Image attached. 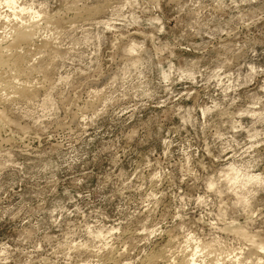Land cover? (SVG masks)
I'll list each match as a JSON object with an SVG mask.
<instances>
[{"label":"rangeland","instance_id":"obj_1","mask_svg":"<svg viewBox=\"0 0 264 264\" xmlns=\"http://www.w3.org/2000/svg\"><path fill=\"white\" fill-rule=\"evenodd\" d=\"M16 5L0 264H264V0Z\"/></svg>","mask_w":264,"mask_h":264},{"label":"bare ground","instance_id":"obj_2","mask_svg":"<svg viewBox=\"0 0 264 264\" xmlns=\"http://www.w3.org/2000/svg\"><path fill=\"white\" fill-rule=\"evenodd\" d=\"M17 1L18 0H3V3H4V5L6 6V7H8V8H10V10L12 9V13H13V15H15L16 16V18L18 17V19L20 18L21 20H19V21H15V22H13V24H12V28H10L11 30H12V37H11V39H10V41L6 44V45H4L3 46V48H0V52H2L3 50L2 49H7V50H9V51H11V52H14V53H16V50H17V48L21 45V44H23V43H25V44H29V43H31V41H32V37H33V35H34V32L35 31H33V29H34V27H35V25H36V22L34 21V19H33V15L31 14L32 12H30V11H28L29 9H27V8H25V6H18V5H16L17 4ZM27 7V6H26ZM30 12V13H29ZM34 13V12H33ZM2 14V13H1ZM4 15V14H3ZM11 15V14H10ZM12 15V16H13ZM1 17H2V15H1ZM5 18H6V15H5ZM13 18H15L14 16H13ZM58 19V18H57ZM13 20V19H12ZM15 20H17V19H15ZM35 20H36V18H35ZM53 20H54V18H53ZM22 21H24V25L22 24ZM38 21V20H37ZM58 21V20H57ZM8 22V21H7ZM51 22V21H50ZM4 23V22H3ZM54 23V25H56L57 23L56 22H53ZM53 23H52V26H53ZM56 23V24H55ZM7 25V24H6ZM49 26V25H48ZM58 26V25H57ZM56 26V27H57ZM52 28V27H51ZM53 28H55V27H53ZM4 31V30H3ZM10 31V30H9ZM8 31V32H9ZM53 31H55L54 29H53ZM5 32V31H4ZM6 33V32H5ZM4 33V34H5ZM10 33V32H9ZM48 34V33H47ZM50 34V33H49ZM2 35V34H1ZM0 35V36H1ZM9 35V34H8ZM11 35V34H10ZM2 38V37H1ZM46 38H48V37H46ZM51 39V38H50ZM49 40V39H48ZM45 41H47V39L45 40ZM41 43H44V40L41 42ZM41 43H40V46H42L41 45ZM48 43H49V41H48ZM48 43L47 42H45L43 45H44V49H42V50H44V52L46 51L45 50V48H46V46L48 45ZM51 43H52V39H51ZM50 43V44H51ZM49 44V45H50ZM48 45V46H49ZM52 46H54L53 45V43L51 44ZM28 47V46H27ZM37 47V46H36ZM38 47H39V45H38ZM49 47H51V46H49ZM40 49H41V47H39ZM39 48H37V49H39ZM29 49V48H28ZM36 49V48H35ZM47 49H48V47H47ZM2 50V51H1ZM49 50H51V49H49ZM48 50V51H49ZM52 50H54V48H52ZM29 51V50H28ZM36 52V51H35ZM38 52H40V50L38 51ZM42 52V51H41ZM43 52V53H44ZM50 53H51V51H50ZM11 54V53H10ZM17 54V53H16ZM47 54H49V53H47ZM44 55H46L45 53H44ZM44 55H42V56H44ZM47 56V55H46ZM46 56H44V57H46ZM50 56V55H49ZM48 57V56H47ZM46 57V58H47ZM1 59H0V61L3 63L4 62V59L2 58V57H0ZM42 58V57H41ZM45 59V58H44ZM20 60V59H19ZM45 60H40V62H39V59H38V62L35 64V65H31L30 64V68H36V70H38V69H43L44 68V64L43 63H45L44 62ZM49 61V60H48ZM15 62H16V59H15ZM20 63V62H19ZM47 63V62H46ZM46 63H45V65H46ZM49 63V62H48ZM5 64V63H4ZM14 65H15V63H14ZM47 65H49V64H47ZM10 66V65H9ZM50 66V65H49ZM49 66L47 67V68H49ZM46 67V66H45ZM48 69H46V70H43V71H47ZM40 71V70H39ZM4 72V71H3ZM17 72V71H16ZM27 72V71H26ZM44 73H46V72H44ZM48 75V74H47ZM27 82V81H26ZM13 88V87H12ZM18 89V91H19V89H21V88H17ZM25 89V88H24ZM24 89H21V91H17L18 93H20V94H24V93H22L23 91L22 90H24ZM3 91V90H2ZM25 92V91H24ZM26 93V92H25ZM27 94V93H26ZM26 94H24V95H26ZM1 100V99H0ZM3 114V113H2ZM241 231V230H240ZM240 235V234H239ZM253 241V240H252ZM264 241V240H263ZM259 242V241H258ZM264 244V243H263ZM257 245V244H256ZM260 248H262V249H264V246H262L261 245V243H260V246H259ZM258 247V248H259ZM196 264V263H195Z\"/></svg>","mask_w":264,"mask_h":264}]
</instances>
